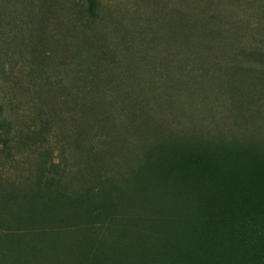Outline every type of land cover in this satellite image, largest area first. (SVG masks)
Instances as JSON below:
<instances>
[{
    "label": "rangeland",
    "instance_id": "1",
    "mask_svg": "<svg viewBox=\"0 0 264 264\" xmlns=\"http://www.w3.org/2000/svg\"><path fill=\"white\" fill-rule=\"evenodd\" d=\"M252 76L264 0H0V264H231L227 247L186 245L187 221L177 244L158 239L172 194L135 172L150 143L180 138L258 156L264 133L230 114L228 83L241 99Z\"/></svg>",
    "mask_w": 264,
    "mask_h": 264
},
{
    "label": "trees",
    "instance_id": "2",
    "mask_svg": "<svg viewBox=\"0 0 264 264\" xmlns=\"http://www.w3.org/2000/svg\"><path fill=\"white\" fill-rule=\"evenodd\" d=\"M245 75L249 76V73ZM228 84L235 103L234 111L230 112L232 122L242 127L245 123H239L237 118L240 114L247 115L254 128L246 131L264 133V108H256L250 101L256 95H264V77L252 76L251 85L258 88L257 92L245 94L241 99L237 94L238 83L230 81ZM182 140L168 144L150 143L144 154V164L134 174L139 186L146 185L141 182L149 179V183L158 184L154 187L159 196L172 194L171 200L157 213L168 218L174 228H149L156 229L158 239L166 234L177 244L178 225L187 221L181 228L182 239L192 248L195 247L194 242L217 250L225 251L227 247L231 264H246V254L239 245H246L245 240L248 239L250 242L246 246H259L255 257L264 258V140L251 141L254 152L258 154L256 157L253 149L249 148L235 154L225 150L213 152L192 140ZM156 163H159L158 171L155 170ZM29 230L43 233L48 228H23L22 232ZM10 231L12 236L17 234L15 229ZM156 256L161 257L160 254ZM109 264H117V260L114 258Z\"/></svg>",
    "mask_w": 264,
    "mask_h": 264
}]
</instances>
